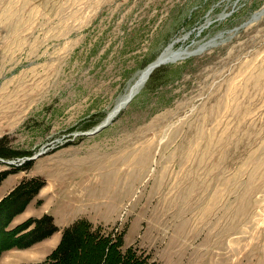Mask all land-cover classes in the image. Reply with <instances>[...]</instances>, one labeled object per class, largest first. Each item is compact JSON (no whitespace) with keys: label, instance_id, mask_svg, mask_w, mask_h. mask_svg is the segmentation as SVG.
I'll list each match as a JSON object with an SVG mask.
<instances>
[{"label":"rangeland","instance_id":"rangeland-1","mask_svg":"<svg viewBox=\"0 0 264 264\" xmlns=\"http://www.w3.org/2000/svg\"><path fill=\"white\" fill-rule=\"evenodd\" d=\"M262 9L264 0H0V171H11L0 181V264L51 263L63 230L82 220L139 264H264ZM213 38L156 67L87 134L171 42L194 50ZM31 178L45 185L4 225V199ZM44 215L58 230L42 240L17 238L34 225L5 232Z\"/></svg>","mask_w":264,"mask_h":264},{"label":"trees","instance_id":"trees-1","mask_svg":"<svg viewBox=\"0 0 264 264\" xmlns=\"http://www.w3.org/2000/svg\"><path fill=\"white\" fill-rule=\"evenodd\" d=\"M1 148V146H0ZM10 170L0 171V181L10 174ZM45 185V181L41 178H31L23 180L11 193L4 199L12 203L7 220L12 215L19 214L26 208L27 204L39 193L40 189ZM16 200L15 203H13ZM34 225V227L26 232L17 235V238L31 237V240L39 241L53 234L58 230V226L54 223L52 215H44L41 218H29L27 221L16 226L13 229H5L7 233H16L19 229L26 230ZM118 240L111 239L108 234L100 233L93 229L90 223L85 221H77L67 226L63 230L62 238L57 248L51 254V263L49 264H73V259L81 258L87 251L88 257L84 264H139L133 252H122ZM110 252L111 255L106 261L105 253ZM41 264V263H39Z\"/></svg>","mask_w":264,"mask_h":264},{"label":"bare ground","instance_id":"bare-ground-1","mask_svg":"<svg viewBox=\"0 0 264 264\" xmlns=\"http://www.w3.org/2000/svg\"><path fill=\"white\" fill-rule=\"evenodd\" d=\"M264 13V9H262L260 12L256 13L254 16L257 17L259 15H262ZM217 38H213L210 41L198 46L194 50H176L174 49V43L177 42V40H174L169 44V46L164 50V52L158 57L159 61H173L177 58H181L182 56H188L192 52H201L206 47L215 45L217 43ZM152 63V62H151ZM151 63L148 64L143 70H141L134 81L129 85L126 92L119 98L117 101L115 107L113 110L108 114V116L105 118L103 122H111L114 118H116V115L127 105V100L130 97H133L139 90H141V87L144 86V83H146L148 77L150 76L152 69H151ZM169 63V62H168Z\"/></svg>","mask_w":264,"mask_h":264},{"label":"water","instance_id":"water-1","mask_svg":"<svg viewBox=\"0 0 264 264\" xmlns=\"http://www.w3.org/2000/svg\"><path fill=\"white\" fill-rule=\"evenodd\" d=\"M193 53H195V51L192 52V53H190L189 55H191V54H193ZM184 57H185V56H184ZM184 57L182 56L181 58H184ZM181 58H177V59H181ZM177 59H176V60H177ZM173 61H175V60H173ZM173 61H167V62H173ZM167 62H166V61H159L158 58H157L156 60H154V61L151 63V69H152V71H153L156 67L160 66L161 64L167 63ZM151 73H152V72H151ZM132 98H133V97H130V98L127 100L126 103H128ZM109 123H110V121H109V122H101L100 124H98L97 126H95L92 130H90L87 134H94V133H96V132H99V131L102 130L104 127H106ZM38 155H40V153L37 154L36 157H37Z\"/></svg>","mask_w":264,"mask_h":264},{"label":"crops","instance_id":"crops-1","mask_svg":"<svg viewBox=\"0 0 264 264\" xmlns=\"http://www.w3.org/2000/svg\"><path fill=\"white\" fill-rule=\"evenodd\" d=\"M31 203H32V201L28 204V207L26 208V210H25L24 212H26V211L28 210V208H29V206L31 205ZM28 216H31V214L28 215Z\"/></svg>","mask_w":264,"mask_h":264}]
</instances>
